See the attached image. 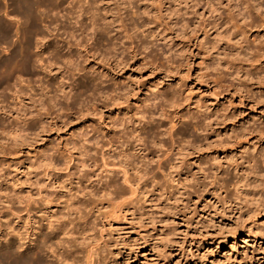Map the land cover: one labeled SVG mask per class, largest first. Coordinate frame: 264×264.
<instances>
[{
  "label": "rangeland",
  "instance_id": "obj_1",
  "mask_svg": "<svg viewBox=\"0 0 264 264\" xmlns=\"http://www.w3.org/2000/svg\"><path fill=\"white\" fill-rule=\"evenodd\" d=\"M222 1L0 0V264L48 215L76 264H264V0Z\"/></svg>",
  "mask_w": 264,
  "mask_h": 264
},
{
  "label": "bare ground",
  "instance_id": "obj_2",
  "mask_svg": "<svg viewBox=\"0 0 264 264\" xmlns=\"http://www.w3.org/2000/svg\"><path fill=\"white\" fill-rule=\"evenodd\" d=\"M218 1V0H217ZM229 1V0H228ZM222 3H223V1L222 0H219V2H218V4H219V7H222ZM224 4V3H223ZM226 6V9H228L229 10V12H230V14H229V19L230 18H232V20H234V21H238V19H237V16L236 15H234V13H233V7H237L235 4L232 6L229 2L228 3H226V5H224L223 7H225ZM232 6V7H231ZM233 8V9H232ZM256 9V8H255ZM227 10V11H228ZM243 11V10H242ZM239 13H241L238 9H237V15H239ZM254 14V13H253ZM250 16V15H249ZM251 16H252V13H251ZM241 17H244L243 15L241 16ZM246 19V18H245ZM244 19V20H245ZM245 22V21H244ZM86 25V24H85ZM241 26H243L245 29H248L249 28V26H250V24H248V27H247V24L246 23H244V25H241ZM82 28V27H81ZM251 28V27H250ZM245 29H243V30H245ZM62 46V45H61ZM237 61L236 60H234L232 63H236ZM231 63V64H232ZM231 64H228L227 63V65L230 67L231 66ZM50 65V64H49ZM62 83V82H61ZM63 85H64V83L62 84V87H63ZM59 88V87H58ZM58 88H57V90H58ZM55 91V90H54ZM60 91V90H59ZM61 92H63V91H61ZM67 93L68 92H66V94H64L63 96L65 97V98H67L66 96H67ZM166 96H170V95H166ZM69 98V97H68ZM53 106V105H52ZM128 159H129V157H127ZM247 158V157H246ZM246 158H243L244 160H245V162L247 161L246 160ZM248 159V161L250 162V161H252V160H254V161H252L253 163H255L256 164V159H254V157H251V158H247ZM217 160H219V159H217ZM216 160V161H217ZM124 162V161H123ZM126 163H127V159H126V161H125ZM235 163V162H234ZM248 163V162H247ZM127 164H129V163H127ZM233 164V163H232ZM231 163H230V165L229 166H231L232 165ZM236 165H238L239 163L237 162V163H235ZM221 165V164H220ZM248 165H250V164H248ZM251 165H253V164H251ZM129 166V165H128ZM228 166V167H229ZM233 166V165H232ZM242 166V165H241ZM254 166V165H253ZM126 167H127V165H126ZM220 167V166H219ZM234 167L236 168V166L234 165ZM257 167H259V166H257ZM255 168L256 167H254V168H252V170L254 169V171L256 172L257 170H255ZM199 169H200V167H199ZM220 169V168H219ZM125 170V169H124ZM124 170H123V172H124ZM205 170V169H204ZM252 170L250 171L251 173H252ZM199 173H201V174H204V172L205 171H198ZM250 172H248V173H245V174H237V177H236V179H235V181H234V179H231V180H233L234 182V184H236V189L237 190H240L242 187H243V180H246V178L248 179L249 177H251V176H256L257 174V172L255 173H253L254 175H251L250 176ZM115 173V172H114ZM127 173V172H126ZM125 173V174H126ZM213 173H214V171H213ZM225 173V172H224ZM226 173L227 174H229L227 171H226ZM225 173V174H226ZM238 173V172H237ZM124 174V175H125ZM232 175V174H231ZM203 176V175H202ZM205 176V175H204ZM203 176V177H204ZM208 176V175H207ZM258 176H260V175H258ZM231 177V176H230ZM257 177V176H256ZM206 178V177H205ZM215 178H217V177H215ZM113 180V179H112ZM125 180V179H124ZM130 179H128V181H129ZM106 183H103L104 185H105V187H103V188H101L102 190H101V192H99V193H102L103 191H106V189L108 190V188L112 185L111 183V179H109L108 181H105ZM135 182V181H134ZM223 182H225V181H223ZM222 182V183H223ZM232 182V181H231ZM242 183V184H241ZM245 183V182H244ZM127 184V183H126ZM227 184V183H226ZM135 185H136V183H135ZM103 186V185H102ZM221 186H223V184L221 185ZM235 186V185H234ZM112 187V186H111ZM213 188H214V186H213ZM219 188V187H218ZM136 189H137V187H135L133 190L134 191H136ZM133 190H132V192H133ZM214 190V189H213ZM92 191H94V189L92 190ZM107 192V191H106ZM213 192V191H212ZM211 192V193H212ZM103 193H105V192H103ZM103 193H102V195H103ZM110 192H108V194H109ZM70 194V193H69ZM87 194V193H86ZM89 194V197H90V192L88 193ZM107 194V195H108ZM85 195V194H84ZM92 195V194H91ZM93 195H94V192H93ZM92 195V196H93ZM97 195H99V194H97ZM101 195V194H100ZM104 195H106V193L104 194ZM104 195H103V197H104ZM106 195V196H107ZM73 196V195H72ZM106 196H105V198H106ZM45 197H47V196H45ZM45 197H43V198H45ZM70 197V196H69ZM99 197H101V196H99ZM72 198V197H71ZM46 200V199H45ZM50 200V199H49ZM48 201V200H47ZM65 201V200H64ZM68 201V204H70V202H72V201H70V200H67ZM70 201V202H69ZM100 201V200H99ZM44 202H42V204H43ZM47 203V202H46ZM51 204V203H50ZM78 204H80V203H78ZM101 204V203H100ZM44 205V204H43ZM71 205V204H70ZM42 206V205H41ZM72 206L74 207V205L72 204ZM66 207V206H65ZM73 207H69V206H67L66 208V210L67 211H65L66 212V214L68 215V216H70V214L74 211V210H76L77 212H79V211H81V209H75L76 208V206H75V208L73 209ZM80 208H81V206H80ZM82 211H84L83 209H82ZM73 214V213H72ZM75 214V213H74ZM77 214V213H76ZM57 215V214H56ZM83 215V214H82ZM51 216L52 215H48V216H46V218L44 217V219L45 220H47V229H48V231H46V232H43V230L46 228V227H44L42 224H40V264H42V263H45V264H56L55 262H57V261H60V262H62V261H67V258L68 259H70L71 261H72V263H70V264H76V263H78V259L76 258V256L74 255V254H77V253H81V254H83L82 252H83V249H85L86 250V248H84V247H87L86 245H87V243L85 242V241H83L82 240V238H80L81 240H79L78 239V237L79 236H82V235H78L77 237L75 236L76 234H78L77 232L78 231H80L79 230V228L77 227L78 225V223L77 222H75V220L74 219H71L70 217H68L67 218V216H65L66 218H67V220L65 219V220H62L63 218H55V220H53V218H51ZM62 216V215H61ZM63 216V217H64ZM77 216H80V215H77ZM82 217V216H81ZM83 217H84V215H83ZM86 217V216H85ZM43 218V217H42ZM70 218V219H69ZM78 218H80V217H78ZM71 220H72V222H71ZM55 221V222H54ZM74 221V222H73ZM87 222V221H86ZM82 226V225H81ZM86 226V225H85ZM84 228V227H83ZM80 229H82V228H80ZM46 230V229H45ZM83 230V229H82ZM84 231L85 230H83V234L85 235V233H84ZM87 231V230H86ZM76 232V233H75ZM81 232V231H80ZM73 233L75 234L74 236H73ZM59 234H61V235H64V236H60ZM56 235H58L57 236V238H56V241H53L52 240V238L54 237V236H56ZM83 238H85L84 236H82ZM55 238V237H54ZM53 241V242H52ZM54 244V245H53ZM45 250H49V252H50V254H52V256H54V259H45L44 257V255H45ZM84 250V251H85ZM77 252V253H76ZM95 250L93 249L92 251H89V253H90V264H92V263H94L96 260H95V257H93L92 258V255L94 254L95 255ZM44 254V255H43ZM85 254V253H84ZM93 255V256H94ZM44 256V257H43ZM47 256V255H46ZM80 257H82V256H79L78 258H80ZM69 260V261H70ZM81 260V259H80ZM70 261V262H71ZM79 262H81V261H79ZM65 263V262H64ZM57 264H58V262H57ZM88 264V263H87Z\"/></svg>",
  "mask_w": 264,
  "mask_h": 264
}]
</instances>
